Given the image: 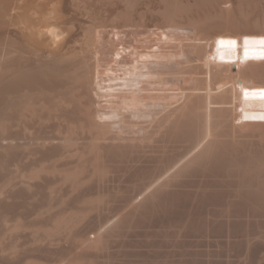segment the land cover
Returning <instances> with one entry per match:
<instances>
[{
  "label": "bare ground",
  "instance_id": "bare-ground-1",
  "mask_svg": "<svg viewBox=\"0 0 264 264\" xmlns=\"http://www.w3.org/2000/svg\"><path fill=\"white\" fill-rule=\"evenodd\" d=\"M261 10L0 0V264H104L132 211L199 178L264 216Z\"/></svg>",
  "mask_w": 264,
  "mask_h": 264
},
{
  "label": "rangeland",
  "instance_id": "rangeland-1",
  "mask_svg": "<svg viewBox=\"0 0 264 264\" xmlns=\"http://www.w3.org/2000/svg\"><path fill=\"white\" fill-rule=\"evenodd\" d=\"M262 11L264 10H261V13ZM260 15L258 14V16ZM152 130L149 131L152 136L148 135V137H156L154 135L159 129L154 127ZM143 173H146V170ZM143 173L140 172L139 174L142 175ZM199 179L203 184L197 179L198 181H195L194 185L177 189V192L183 190L178 192L181 196L176 191H172L171 195L163 193L156 199H149L139 209L132 211L131 215L125 218L131 226L123 223L130 227H128V232L132 228L131 232L126 236L128 232L124 230L125 236L122 233L123 238L120 239V237V240L118 239L114 243L112 249L114 255L111 253L113 256L107 258L109 263L264 264V216L260 213H251L250 208L246 207V201L235 199L237 198V183L225 184V182L212 177ZM214 181L215 184H213ZM195 188L197 189L195 190ZM223 188L225 190L228 188L227 191L229 192ZM186 191L189 193L186 194L188 198L184 196ZM189 191L194 193L191 194ZM218 192L221 193L218 194ZM235 200H238L239 203ZM233 202L237 203L233 204ZM231 203L232 207H230ZM226 207H229V212L226 211L228 210ZM218 208L219 210H216ZM232 208L234 209L232 210ZM212 209L216 211L212 212ZM125 219L124 222H127ZM123 224L120 228L123 227ZM113 257L114 261L112 260ZM99 258L104 259L105 257ZM107 259L105 262L107 261L108 264ZM94 261L100 262L96 259ZM94 261L92 260V262ZM105 262L102 263L105 264Z\"/></svg>",
  "mask_w": 264,
  "mask_h": 264
},
{
  "label": "snow or ice",
  "instance_id": "snow-or-ice-1",
  "mask_svg": "<svg viewBox=\"0 0 264 264\" xmlns=\"http://www.w3.org/2000/svg\"><path fill=\"white\" fill-rule=\"evenodd\" d=\"M232 43H234V42H232ZM262 43H264V41H262Z\"/></svg>",
  "mask_w": 264,
  "mask_h": 264
}]
</instances>
